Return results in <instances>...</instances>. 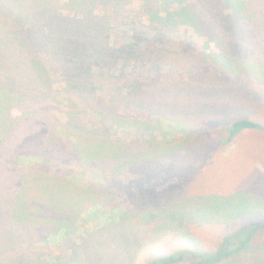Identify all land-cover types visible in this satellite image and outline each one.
Here are the masks:
<instances>
[{"label":"trees","instance_id":"obj_1","mask_svg":"<svg viewBox=\"0 0 264 264\" xmlns=\"http://www.w3.org/2000/svg\"><path fill=\"white\" fill-rule=\"evenodd\" d=\"M184 29L201 39L199 51ZM254 54L264 56V0H0V264H138L142 253L144 264H255V231L211 247L208 221L186 212L196 199L171 167L191 136L190 101L176 97V116L156 97L172 83L224 77L261 103L264 79L234 71ZM217 104V121L238 118L214 143L264 132ZM53 109L64 117L51 125ZM170 237L174 245L153 251Z\"/></svg>","mask_w":264,"mask_h":264},{"label":"rangeland","instance_id":"obj_2","mask_svg":"<svg viewBox=\"0 0 264 264\" xmlns=\"http://www.w3.org/2000/svg\"><path fill=\"white\" fill-rule=\"evenodd\" d=\"M129 7H134L132 9V13H134L138 3L134 2ZM151 8L153 6H150ZM134 15L136 14L134 13ZM183 33L192 37L189 47L199 51L201 39L195 37L190 29H184ZM225 35L233 43V55L243 58L241 56L243 52H239V46L242 44L239 33L229 29ZM244 43L246 42L243 41ZM210 52L217 53L214 45L209 44L206 53ZM243 60L234 68L238 76L246 74L251 78L264 79V56L258 57V54H254L250 60ZM177 79H183V77H177ZM227 86L235 88L230 97L224 94ZM167 88L171 90L168 92L170 95L164 92V96L156 97L166 100L165 112L170 115L182 116L181 102L176 97L190 101L187 117L189 118L191 136H189V140L186 137L181 139H185L181 141L185 145L180 148L184 150L182 157L171 167V175L176 176V181L181 186L179 187L184 191L189 190L191 199H196L193 203L187 204L186 212L197 217H204L208 221L206 227L208 234H201L211 247L223 235H230L241 229L245 230L247 235L249 231L250 234L255 231L254 239L250 238L255 250L251 261L253 263L255 261V264H264V132L242 133L226 146L214 143L224 133V123L238 118L224 116L229 121H226L227 119L217 121L218 118L215 117L221 111L217 104L219 101L223 100L232 109L239 108L237 111L241 116H250V119L256 120L264 126V98L260 103V100L251 94L241 95L240 88L235 81L224 77L214 82L208 79H191L185 86L172 83ZM256 89L260 93H264L262 88ZM187 90L188 93H185ZM256 105H259L258 110L252 112L251 109ZM10 112L12 117L21 115V111L18 109H11ZM49 117L51 125H53L52 118L54 117L55 122H62L63 111L53 109ZM200 119L202 121L198 123ZM204 130L205 132H203ZM46 131L48 133V130ZM66 135L67 133H65V137ZM21 136L23 135L15 134L10 138L14 141L10 142L14 144ZM98 144H102V142L97 141V143L88 146V149L92 148L91 152L95 154L97 148L103 147L95 146ZM214 144L216 146H213ZM9 160L10 158L6 157L1 161V164L5 165V162ZM0 175L2 174L0 173ZM181 177H185V179L182 180ZM0 178L7 179L5 176H0ZM4 185L9 187L8 183ZM117 202L121 203V199H118ZM115 203L112 201L109 206H113ZM94 204H96L95 199L92 204L90 203V206ZM49 212L53 213V211ZM176 241L177 238L170 237L164 243L151 246V248L156 251L161 247H171ZM16 264L23 263L17 261ZM138 264H144V253L138 258Z\"/></svg>","mask_w":264,"mask_h":264}]
</instances>
